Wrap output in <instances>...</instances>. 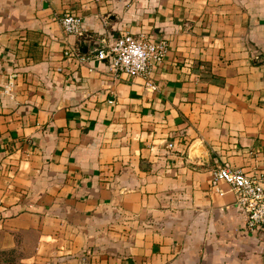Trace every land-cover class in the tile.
<instances>
[{"label":"crops","instance_id":"obj_1","mask_svg":"<svg viewBox=\"0 0 264 264\" xmlns=\"http://www.w3.org/2000/svg\"><path fill=\"white\" fill-rule=\"evenodd\" d=\"M124 30L167 40L156 88L95 56ZM222 165L264 176V0H0V249L34 235L47 264H264V232L210 181Z\"/></svg>","mask_w":264,"mask_h":264},{"label":"built area","instance_id":"obj_2","mask_svg":"<svg viewBox=\"0 0 264 264\" xmlns=\"http://www.w3.org/2000/svg\"><path fill=\"white\" fill-rule=\"evenodd\" d=\"M59 22L67 34L84 33L81 15L64 12ZM168 49L165 38L150 41L128 30L121 31L112 39L103 40L96 48L95 56L106 60V68L116 77L124 72L131 76H142L146 86L156 88L151 81L154 65L160 62ZM14 83L8 79L3 92L14 97ZM227 182L234 191L235 204L245 214L246 222L251 227H258L264 232V176L246 171L241 167L232 168L226 165L215 167L210 174L212 185L220 190L218 182Z\"/></svg>","mask_w":264,"mask_h":264},{"label":"rangeland","instance_id":"obj_3","mask_svg":"<svg viewBox=\"0 0 264 264\" xmlns=\"http://www.w3.org/2000/svg\"><path fill=\"white\" fill-rule=\"evenodd\" d=\"M36 240L37 237L35 238L34 235H29L23 239H19V241L16 242L13 247L15 248V256L18 261L23 262L25 264H32L34 262L47 264L45 263L46 261L42 257L45 255L46 247L40 248V246L36 244Z\"/></svg>","mask_w":264,"mask_h":264},{"label":"trees","instance_id":"obj_4","mask_svg":"<svg viewBox=\"0 0 264 264\" xmlns=\"http://www.w3.org/2000/svg\"><path fill=\"white\" fill-rule=\"evenodd\" d=\"M0 264H25L16 259L15 256V248H4L0 249ZM32 264H41L38 262H34Z\"/></svg>","mask_w":264,"mask_h":264}]
</instances>
